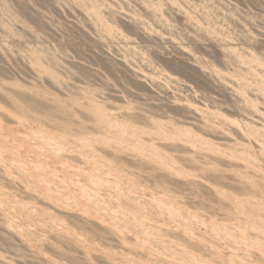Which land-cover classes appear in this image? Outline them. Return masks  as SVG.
<instances>
[{
  "label": "rangeland",
  "instance_id": "rangeland-1",
  "mask_svg": "<svg viewBox=\"0 0 264 264\" xmlns=\"http://www.w3.org/2000/svg\"><path fill=\"white\" fill-rule=\"evenodd\" d=\"M0 264H264V0H0Z\"/></svg>",
  "mask_w": 264,
  "mask_h": 264
}]
</instances>
